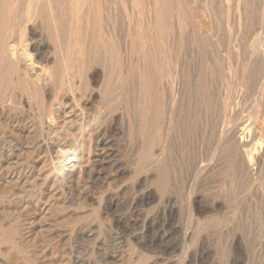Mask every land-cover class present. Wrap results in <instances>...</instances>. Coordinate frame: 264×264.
Segmentation results:
<instances>
[{"label":"bare ground","instance_id":"bare-ground-1","mask_svg":"<svg viewBox=\"0 0 264 264\" xmlns=\"http://www.w3.org/2000/svg\"><path fill=\"white\" fill-rule=\"evenodd\" d=\"M210 1L211 0H175L176 3H172L174 6H166L169 5V2H167V0H130V9H128L129 13L132 11L133 16H135L133 20L135 21L136 26L134 25V23H132V25L135 26V29L133 28L132 31L136 35H134L137 40L136 44L140 47L143 45V42L145 44V39L143 38V36L147 35L148 37L150 33L149 27L151 25V28H155H152L154 31L152 33L154 34L156 32L155 34L158 36L157 38H159L157 45L155 44L157 46V49L153 50V52L147 50L148 44H145L147 49H144L145 46H143V48L141 47L144 50H141L142 52H138L141 55L139 56L138 54L141 60V63H139L138 60V68L137 66L132 65L134 64V55H132L131 57L132 62L129 61L130 57L129 59H127L128 57L126 53L130 50L125 51L122 44L124 42L122 37L126 38L127 35H123L121 30L119 32L120 35L117 32L118 25L116 24V20H113V16L115 17V15L111 16V9L109 12V4L112 3H109L108 0H0V144H2L4 147H7L8 151H10L9 155L7 153V156H14V153L20 149H55V147L60 144L59 141L61 139L58 142H55L50 141L49 137V141L45 138L46 135L44 136V133H47V131L49 130V128L47 129V121H51L50 124L53 122V117L51 116V114L55 109H57L55 108L57 106L56 104H61L62 102H64V99L68 98L69 96H71L70 98H72L73 96L74 100L75 94L76 96H78V93H80L82 97L83 95L87 97H84V100L87 99L85 101H94L95 99L99 98V103L103 106V109L99 107L102 110L101 112L103 116L101 115V112L97 110L99 108H97L96 110L100 113V117L102 116L104 119H108V117L106 118V115L108 116V113H112L114 111L116 113V110H120L121 113L123 112V114H127L126 117H128L129 119H126L127 121L129 120L128 129L130 130V132L134 130L135 123L134 120H130V118L136 117V123H138L137 126H140L139 135L140 139L142 140L141 143L144 148V146L146 147V145L148 144L149 139L150 141H154V139H151L150 136H164V134L161 133V126L163 127L164 123L162 124V122H159L160 116L157 110L156 102L158 100H161L158 98L159 94V96H163L162 99L164 98L165 94H162L163 89L161 85L165 83L168 90L167 95H169V98L167 97L168 99L164 98V100H168L166 101L168 103L167 106L164 104L165 107H167V116L165 118L168 119V123L167 121L166 123L168 124V128L172 126L171 129L173 128L174 124L179 125L180 120L186 117H183L184 105H187L186 112L189 113V109H192L190 107L194 102H192L191 105L192 98L190 99V97L193 96H191L190 93L193 92L194 89L192 88V91L190 92V85L192 86V84L188 83L189 79L187 80V76L191 75L188 74L190 70L189 66H177L176 64L177 67L180 66V72H178L181 76L179 79L180 81H176L178 77L176 76L177 78H173L172 74L174 71L177 72L178 68L173 71V68L176 66L172 63L173 61L177 63L178 61H181V55H179V52L181 50L180 47L182 46L180 45L184 44L183 42L186 37L194 36L191 35L190 32V35H184L183 33L186 29L184 25L186 23L190 24V20L193 17L192 3L194 2L196 4H199V6L202 5L204 6V8L206 7L207 9H205V12L206 10H208V13L211 16L207 12L206 14H208L210 18H216V14H214V11H216V9L213 7L212 2ZM212 1L214 3V0ZM217 1L214 3L215 5ZM240 1L242 3L240 10L234 12L233 5H231L232 7L230 10H232V13L229 14H232L231 17H233L234 15L240 16L241 14L239 12L241 11V9H243L245 16L242 17L244 18V21L241 16L240 18L243 22H241L240 18L235 19L238 21L235 24L236 28L239 27L240 24L241 26L235 29V32H232L230 30V32H228L227 34L228 37L225 35L228 39V41H226L228 44L225 45H228V47L224 45L226 48H229V51L230 49L232 50V52H234L235 50V54L239 53H237V50L234 49V47L236 46L235 39H238V36L236 37L235 35H246L250 32L252 33L251 30H253L254 24L248 20L250 14L247 9H249L252 5L255 6L254 3L260 0L254 2L253 0ZM261 1L262 2L259 3L257 2L261 5V13L259 15L260 17H258L264 24V0ZM211 4L214 10L212 9ZM228 6L230 5L228 4ZM204 8H202V10H204ZM128 9H123V15L132 16V14L128 13ZM225 9H227V6H225ZM252 9L249 11L253 13L254 10L252 11ZM223 10L220 11L223 12ZM227 11L225 12L226 15L228 13ZM227 16L230 17V15ZM111 17L113 19H111ZM124 17L125 16H123V20L125 21ZM128 18L129 16L127 17V19ZM131 18L132 17H130V21ZM228 21L226 20V23ZM124 24L122 23V26ZM127 25H129V23ZM130 27L131 24L129 25L127 30L128 32H130L129 34L132 33V31H130ZM174 30L176 31L177 35H172ZM191 30H193L192 27ZM128 32L125 33L128 34ZM216 36H218L219 40L220 38H222L220 37L222 35ZM128 37L129 35L127 36V38ZM131 37L133 38V36L130 35L129 38ZM127 38L125 39V41L127 40ZM170 38H173L172 42L174 43L175 41L176 44L174 43V45H171ZM132 41L134 42V40ZM146 42L150 44L149 40ZM130 43L131 42H129V49L133 47L131 45L132 43ZM254 44H256L257 46V51L255 52L254 50H251V52L247 54V58L244 59L245 64L240 61L243 64V67H236V70L238 72V79L235 80V78L233 77L235 81L233 82V84L228 85V92H230L231 94H235L239 87H241L240 90H242V86L248 88L247 90L249 92L251 90L252 95H255L254 101H252V110L258 111L264 107V49L263 51L258 52L260 45L259 37L255 40V42L252 43V45L256 47ZM137 45H134L133 48L137 49ZM126 46H128V42ZM242 47L244 48V46ZM215 50L217 51V49ZM220 52V55L224 53L223 51ZM218 58L223 57L219 56L215 59L217 60ZM134 60L137 59L135 58ZM221 61L222 60H220V62ZM171 64L174 66L173 68H171ZM180 64H182V62ZM135 67L138 69H136ZM198 68L202 67L199 66ZM220 69L221 71H225V68H223V66H221ZM206 71L207 68L198 71V77L200 78L196 80V88L194 85V88L196 89V92L194 91L196 94V99L194 98V100L197 101L196 106H199V109L201 110L203 109L204 115H206L202 117L203 121L201 123L203 124L204 121L205 123L203 124L204 129L202 130L203 132L201 139L203 141L204 138L205 140L207 138L208 142H212V146L210 147V151L208 150L209 152H202L204 150L203 144V148L201 147L202 153L200 152L201 155H196V153H199V151H196V153H194L197 158L192 160L193 162L188 167L189 170H187L189 173V178L188 184H186L189 188V192L187 200L184 198L186 200L185 204L187 208V222L183 225L179 224L178 218L180 211L178 210L179 206H177V202L180 197L179 195L175 194V192H171V185L170 188H168L169 184L167 180L171 178V176L167 173V170H165V168L167 169L168 166L165 167L164 170L169 175V177L168 175L163 177L160 173L163 166L155 162V159L160 155L158 154L159 156L157 155L158 157L156 156V158L154 156L155 154L153 155L154 157L151 156L154 149L152 150V152H150L151 148L149 147L146 148H149V152L148 150L145 151L146 149L144 150V152H146L143 156L144 158H141L142 155L139 154L142 160L140 158L138 159L142 162L140 165L138 164L140 166V169L134 168V170H132V175L129 176L131 185L129 184L130 186L128 187L127 183L129 181L126 183L122 180V184L116 186L117 190L121 189L125 194L127 192V189L131 188L132 190V193L130 191L131 196H129V194L126 197L127 200L128 197H130L129 201H126L127 208L129 209L128 213H130L129 216L126 213H118L114 216L108 217L109 210L118 205V199L116 198V194L113 192L99 195L93 194L90 197V199L97 205V207L93 206V214L96 215L94 217H97V215H101L100 217L104 216L103 218H106L111 224L122 228V231L128 229V224H131L130 222H132V224L134 225H137L139 231L131 232V236L134 238L137 245L141 248H146L149 245L155 250L157 249V251L161 254L158 255L161 257L159 258V260H162L164 264H192L198 259L202 262L205 261V264H245L246 248L243 243L244 237L242 238V236L239 235L235 230V227H232V223L238 219L236 218V216L239 217L240 212L238 214V210H240L243 206L250 209L253 208L252 210L256 215V217H254L255 221L257 218V221L262 222L264 226V122L252 121L247 116H242V110H240L239 107L236 108L239 105L238 102V105L236 104V107L233 104V100H235L233 99L234 96L229 97L228 99L224 98L226 96L222 97L220 93H218L217 100L219 105L217 109H219L220 113H218L220 116H218L217 114L216 116H213L210 113L212 111H210V109L214 107L213 103H215V101L213 102V100L210 98L211 92L209 91V89H212L210 88V86L213 85L210 76L212 74L209 73L210 75L208 76L207 73L209 71ZM232 72L230 73L229 71L230 76L231 74H233ZM229 74H227V76ZM207 78H209V80ZM186 89L187 92L185 91ZM242 91L244 92V90ZM248 91L247 93L249 94ZM239 93H241V91ZM231 94L230 96L233 95ZM156 95L158 100L155 99ZM249 95L251 97V94ZM81 96L79 98H81ZM197 96L199 100L197 99ZM235 97L238 98H236V101H238L239 97ZM250 97L247 96L248 99ZM73 100L71 101L73 102ZM250 101L248 100L243 102L250 103ZM78 102H80V99ZM160 103L159 105L162 104ZM163 103L165 102L163 101ZM164 105L162 104V106ZM207 108L209 109V112L206 111ZM241 108H243V106ZM246 108L247 106L245 107V109ZM36 110L39 111V113L37 114L38 116L33 113L34 111L36 112ZM59 110L57 109V111ZM163 110L164 108L162 109V112ZM54 113H56V111ZM163 113H165V111ZM160 114L162 113L160 112ZM213 114H215V112H213ZM120 116L122 117V114ZM164 116L165 115H163V117ZM91 117L93 119V116ZM100 117H98V119ZM189 117L190 116H188L187 120L189 119ZM103 118H101L102 120H100L103 121ZM111 118L113 117L110 116V119ZM197 118L202 119L200 118V116ZM31 119H33L32 122ZM86 120L84 118L85 122ZM104 121L108 122V120ZM83 122L80 121L81 125L79 124L81 126V131L83 126V132L86 131L87 133V122ZM186 122L185 124L183 122V125H187ZM101 123L102 122H99L98 125L100 124V127L103 128V123L102 125ZM89 124L90 122L88 123V125ZM51 125L53 126V124ZM51 125L49 126L51 127ZM93 125H91L90 127L92 128ZM9 127L12 129H10ZM93 128L92 130H95V128ZM106 129L107 128H105V130ZM160 129L161 132L159 133ZM164 129L165 128H163V133H165ZM167 129L166 131L168 132ZM9 130L12 134L23 132L26 134V138L23 140L18 137H11V139H8L5 137V132H9ZM98 130L96 128L97 132H99ZM83 132L82 135H84ZM91 132L89 131V134ZM88 137H90V135H88ZM89 141L92 142L90 139ZM89 141L87 143H89ZM199 142L201 146L202 143L201 141ZM153 143L154 142H152V144ZM95 144H97L98 146L100 144V141ZM194 149L197 148L194 147ZM194 149L192 150L194 151ZM141 153L144 154L143 152ZM0 156L2 157L1 150ZM70 157L67 155H63L64 159ZM153 159L155 162L154 164L152 161ZM158 159L156 160L158 161ZM149 160H151V162ZM175 167L179 168V171L181 172L182 166L175 165ZM26 168H29L28 165L26 166ZM123 168L122 170L119 169L121 171L118 170V173L120 174V176L127 177V174H129L130 170L125 169V167ZM79 173L81 174L83 172H81L80 170ZM79 173L78 175H80ZM175 173L177 172L175 171L174 175H176ZM173 180L177 181L178 179L176 180V177H173ZM144 205L151 206H148L149 208L145 207V210L141 209L140 206ZM81 206L83 207V204ZM141 210L144 212H142L143 214L141 213ZM135 212H138L140 214V219H138V217L135 219L131 217L135 214ZM138 221H140V223L135 224ZM83 228L84 229L81 231L82 234H85L86 236L93 235L96 237L98 234L96 230L99 228V223H94L92 221L91 224H84ZM19 232L20 227L18 223H13L9 228H6L4 224L0 222V255H6L7 248H12L18 245L16 242V235ZM105 239H101V237L96 241L94 239L93 249H95L102 256L101 258L102 260L104 259V261L121 260L122 254L118 253L119 250H110L112 248H108L109 246H107L108 244H106ZM116 241H112V243ZM225 248H228L229 250V252L228 250H226L229 253H226V256ZM135 249H137V247ZM135 251L136 250H134V252ZM137 252L138 254H140L141 249H139V251H136L135 253ZM96 259L100 258L97 256ZM74 262L77 264H96L94 262V259L92 260L89 257L82 258L80 256L74 257ZM256 264H264V261L259 259L256 261Z\"/></svg>","mask_w":264,"mask_h":264},{"label":"rangeland","instance_id":"rangeland-1","mask_svg":"<svg viewBox=\"0 0 264 264\" xmlns=\"http://www.w3.org/2000/svg\"><path fill=\"white\" fill-rule=\"evenodd\" d=\"M125 1H127V2H125ZM216 1L214 0V3ZM218 1H220L221 3ZM218 1H217L216 5L213 3L212 0L210 1V2H212L213 7L216 9V11H214V14H216L215 15L216 18H214V17L210 18L211 15L208 13V10H206V12L210 16L208 14H206V12H205V9H207L206 7L204 8V6H202V5H201L202 6L201 7V6H199V4H196L194 2L192 3V7H193V14H192L193 17L192 18L194 21L191 18V20H190L191 23L190 24L186 23L184 25V27H186V29L184 28L185 32H183V33H184V35H190V33H191V35H194V36L196 35V36H195V38H194V36L193 37H186V39L184 38L185 39L183 42L184 44L180 45V46H182V47H180L181 50L182 49L183 50L182 51L180 50V52H179V55H181L180 56L181 61L180 62L178 61V63L173 61L172 64H175V66H176V64H177V66L178 65H180V66L188 65L189 66V68H190L189 72L190 73L188 72V74H191V75L187 74L188 75L187 80L191 79L192 83H191V80L190 81L188 80V83L192 84V86H193L192 87L190 85V87H191L190 92L192 91V88L194 89L193 92L194 91L196 92V89H195L196 84L195 83H196V80H198V78H200V77H198V71L199 70L207 68L206 72L209 71L207 73L208 76L210 75L209 73L212 74L210 76H211L213 85L210 86V88H212V89L211 90L209 89V91L211 92L210 98L213 100V102L215 101V103H216V104L213 103L214 107L212 105L214 110H213V108L210 109V111L212 110L210 113L213 116H216V114L218 116H220L219 115V113H220L219 109H217L219 107L218 101H217L218 100V93H220V95L222 97L226 96L224 98H228V99H229V97L238 96L239 97L238 101H236L237 97H235V98L233 97V99H235V100H233V104L235 105V107L239 104L236 108L239 107L240 110H242L241 115L247 116L252 121L264 122V107L258 111L252 110V104H253L252 101H254L255 95L254 94L252 95L251 90L249 92L247 90L248 88L242 86V90H244L245 94L242 90H240L241 87H239V89L235 92V94L232 93L233 95L230 92H228L229 91L228 85L233 84V82L236 79H238V72L236 70V67L241 66V68H242L243 64H245L244 59L247 58V56H248L247 54L250 53L251 50H254L255 52L257 51L256 44H254L256 46V47H254L252 45V43L255 42V40L258 37L260 39V45H259V51L258 52H261L264 49V46H263V43H264V24L261 22V19H259V17H260L259 15L261 13V7H260L261 5L258 4L259 2H262V1L261 0L260 1L253 0V2L257 1L258 3L255 2L254 3L255 6L252 5L253 9H252V6H250V8L247 9L249 14H250L248 20L254 24L253 30H251L252 33L250 32L249 34H246V35H235L236 37L238 36L237 37L238 39H235V41H236L235 45L236 46L234 47V49L237 50V53L239 52L238 54H235L236 53L235 50H234V52H232L231 49L229 51V48L225 47V46L228 47V45H225V44H228L226 42V41H228V39H227L228 32H230V30L232 32H235V29H237L241 26V24H240L239 27L236 28L235 24L238 21L235 19H239L240 16L241 17L245 16L243 9H241V11L239 12L241 14L240 16L233 14L235 16V18H234V16L231 17L232 14H229V13H232V10H230L232 7L231 5H233V8H234L233 11L237 12L238 10H240L242 3L240 0H218ZM227 1H228V4L230 6H228ZM108 2L112 3V4L108 3L110 5L109 6V12L111 9V12H110V14H112L111 16L115 15V17L113 16L114 19L112 17H111V19L116 20V22H117L116 23L118 25L117 26V28H118L117 32L119 33L121 30L123 35H127V36L129 35V37L131 35V36H133V38H135L136 35L132 31V29L133 28L135 29V26H136L135 21L133 20L135 16H133L131 10H130L131 12L129 13L130 0H111V1L108 0ZM167 2H169L168 3L169 5H166V6H171V5L176 3L175 0H174V2H173V0H169V1L167 0ZM225 2H226V4H225ZM118 3H119V5H118ZM212 4H211V7H212ZM225 6H227L228 11H227V9H225ZM213 7H212V9L214 10ZM125 8L126 9L129 8L127 11L129 14H132V16L128 15L129 20L127 19L128 16L123 15V9L125 10ZM169 8H171V7H169ZM202 8H204V10H202ZM218 8H220V9H218ZM223 9L228 12L227 15H230V17H228L225 14L226 11H224ZM251 9H252V11L254 10L253 13L251 11H249ZM220 10H223V12ZM203 11H204V13H203ZM117 12H120L121 14L117 13ZM251 13H252V15H251ZM123 16H125L124 17L125 21L128 20L129 22L128 21L125 22L123 20ZM252 16H254V17H252ZM130 17H132L131 18V21L133 20L132 22L130 21ZM242 19L244 21L243 17H242ZM242 19L240 18L241 22H243ZM226 20L227 21L229 20L228 21L229 23L228 22L226 23ZM122 23L123 24L125 23V24L122 26ZM126 23L127 24L129 23V25L131 24V27H130V31H132L131 34H129L130 32L127 31L129 25H127ZM132 23H134L135 26H133ZM151 26L149 27L150 33L154 32L153 29H155L154 27H152L153 28L152 29ZM191 27L193 28V30H191ZM120 28H122V29H120ZM124 31L128 32V34L125 33ZM215 31H217V32H215ZM220 32H222V33H220ZM122 33H121V36H122ZM150 33H149L148 37H147V35H145L148 38L150 44L146 42L148 40L145 36H143V38L145 39V44L146 45L148 44V46H147L148 49L145 46L144 42H143V45L141 47L143 48V46H145L144 49H147V50H150V52H153V50L157 49L156 45H157L159 38H157L158 36L155 34L156 32L154 34L153 33L150 34ZM119 35H120V33H119ZM172 35H177L175 30L173 31ZM214 35L215 36L216 35H219V36L222 35L220 37H222L223 39L219 37L220 40L222 39L220 41L218 39V36L215 37ZM127 36H126V38H127ZM232 36H234V35H232ZM129 37L126 40L128 42V46H126L127 42L125 41V39H126L125 37H122V39L124 40V42L122 44L124 46L125 51L130 50L129 51L130 55H129V52L126 53L127 57H128L127 59H129V57H130L129 61L132 62L131 57H132V55H134L137 60H134L135 58L133 56V61H134L133 63L134 64H132V65L137 66L139 68V63H141L139 56H141V55L138 52H140L141 50L143 51L144 49H142L140 46H138L136 44V41H137L136 38L133 39L131 37L132 38L131 39ZM170 37H172V36H170ZM123 40H121V41H123ZM132 40H134L135 44ZM251 40H252V42H251ZM172 41H173V38H170V44L174 45L175 41H174V43ZM224 41H225V43H224ZM129 42L132 43V44L131 43L130 44L133 47H134V45L135 46L137 45V49L133 48L131 45L130 46L132 48L129 49L130 48ZM125 46H126V48H125ZM242 46H244V48ZM247 48H248V51H247ZM138 49H140V50H138ZM215 49H217V51ZM218 49H219V51H218ZM133 51H135V52H133ZM220 51H223L226 55L223 52H222L223 54L220 55V53H221ZM215 52L218 54H216ZM136 53H137V55H136ZM229 53H231V54H229ZM138 54H139V56H138ZM232 54H234L236 56H234ZM215 55H216V57H215ZM217 55H219L220 57H223V58H218L216 60L215 58L219 57ZM227 57L229 60L227 59ZM138 60H139V63H138ZM220 60H222V61L220 62ZM184 61L186 62V64ZM215 61H216V63H215ZM240 61L243 62V64ZM181 62H182V64H180ZM183 62H184V64H183ZM234 63H235V65H234ZM172 64H171L172 67L170 66L171 68L174 67ZM220 64H222V65H220ZM215 65H216V67H215ZM177 66L173 68V71L176 70V68H178V70H177V72L174 71L172 76H173V78H175L177 76L178 79L176 81H180L179 80L181 77L180 73H179L180 72L179 71L180 66L179 67H177ZM199 66L202 68H198ZM221 66H223V68H225L224 69L225 71H223V70L221 71V69H220ZM138 68H136V69H138ZM212 70H213V72H212ZM227 70H228V72H227ZM229 71H230V73L231 72L233 73V74H231V76L229 74ZM177 73H178V75H177ZM227 74H229L228 76H230V77H228ZM213 75H215V76H213ZM234 75H236L237 78ZM193 76H194V78H193ZM233 77L235 78V80ZM207 79L209 80V78H207ZM163 84L165 85V83H163ZM163 84L161 85V87L163 89L162 94L163 95L165 94L164 98L166 99L169 95H167L168 94V90L166 88L167 85H165V87H164ZM194 85H195V88H194ZM239 90L241 91V93H239L240 92ZM245 90H247L249 92V94H251V97L247 93V91H245ZM185 91L187 92V89ZM193 92L190 93L191 96H193V97H190V99L192 98L191 99V105H192V102H194L193 105L190 107L192 109L191 110L189 109V113L186 112L187 105L185 104L183 117H185V116L186 117L180 120L179 125L174 124L172 129H171L172 126L169 127L170 129L168 128V124H167L168 119L165 118L167 116L166 115L167 107H165V105L167 106L168 103L166 101H168V100H164V98L162 99L163 96L162 97L159 96L160 95L159 93H157V94H159L158 98L161 100H158L157 95H156V97L154 96L155 99L158 100L156 103H157V110H158V113L160 116L159 117L160 121L158 119L157 120L159 122H162V124L164 123L163 127L161 126L162 132L160 129L159 133L161 132L162 134H164V136L163 135H162V137H160L159 135L156 137L150 136L151 139H154V141L151 140L152 142H154L153 143L154 145L152 144V142L149 139L148 144L146 145V147L144 146V148H143L142 143H141L142 140L140 139V135H139V132H140L139 127L140 126H137L138 123H136L137 122L136 117L134 118V117H131V115H130V117H131L130 120L133 119L135 122L134 123V130H132V132H133L132 133L128 129L129 128V124H128L129 120L127 121V119H126V118H128V117H126L127 114H123V112L121 113L120 110H116V113H115V111L114 112L111 111L112 113H108V116L106 115V118L108 117V119H104L102 117L103 114L101 112L102 111L101 108L103 109V106H102V104L99 103L100 102L99 98L95 99L94 101H91V100L85 101V100H87V99L84 100L85 96L83 95V97H82L80 95V93H78V92L77 93L79 95L77 94L78 96H76V94H75L74 100H73V96H72V98H70L71 96H69L68 98H70V99L65 98L66 100L64 99V102H62L61 104H56L57 106L55 108H57L58 110L60 108V110L57 111V109H55L51 114V116L53 117V120H52L53 122L51 124H53V126L50 124L51 121H49V122L47 121V123H48L47 129L49 128V130L47 131V133H44V136L46 135L45 138L48 141L50 139V141H55V142H58L61 139L59 141L60 144L58 143L60 146L57 145L55 147V149L52 148L49 150L48 149L47 150H38V149H29V148L22 149V150L20 149L14 153V156L12 155L13 157L12 156L8 157L7 153L9 155L10 151H8L7 147H4L2 144H0V147H1L0 150L2 152V157L0 156V222L3 223L6 228H9L11 226V224H13V223H18V225L20 227V232L16 235V242L18 245H16L15 247H12V248L11 247L7 248L6 249V255H0V264H77L74 262V257H76V256H78V257L80 256L82 258H88L89 257L92 260L94 259V262L96 264H127V263L128 264H152V263L153 264H164L162 262V260H159V258H161V257L158 255H161V254L157 251V249L155 250L153 247H150L149 245L146 248H144V247L141 248L137 245L136 241L131 236L132 235L131 232L139 231L137 225H134V224H132V222H130L131 224H128V229L122 231V228H120L114 224H111L106 218H103L104 216L100 217L101 215L100 216L97 215L98 218L94 217L96 215L93 214V209H94L93 206L97 207V205L90 199V197L93 194L99 195V194H108V193L113 192L116 194V198L118 199V205L111 208V210H109V213H108L109 216L108 217L114 216L118 213L119 214L126 213L129 216L130 213H128L129 209L127 208V205H126L127 202L126 201H129L130 197H128V200L126 197L130 194V191L132 193V190H131V188L127 189V192L125 194V193H123V191L121 189L117 190L116 186L122 184L121 182H123V181L126 183L129 181V178H130L129 176L132 175V170H134V168L137 169L140 167L139 165L142 162L141 158L146 153V152H144V150L147 147H149V148H151L150 149L151 151L148 150L149 148L146 149L145 151L148 150V152L149 151L152 152V150L154 149L151 156H153L154 154H155L154 155L155 158L158 154L161 156L160 157L158 155L159 157L158 156L157 157L159 159L156 158V159H158L159 162L155 159V162H157L159 165L163 166L162 167L163 169L161 168L160 173L162 174L163 177L167 176L168 174L171 176V178L167 180L168 184H169L168 188H170V185H171V187H172V189L170 188L171 192H175V194L179 195V197H180V199H178V202H177L178 203L177 206H179L178 210L180 211L179 212V218H178L179 224L183 225L184 223L187 222V208H186V204H185L186 200L188 198V192H189V190H188L189 188L187 186L189 173L187 170H189L188 167L193 162L192 160L197 158V156H196L197 154L201 155V153L204 151H208V150L210 151V147L212 146V144H211L212 142H210V141L208 142L207 138H206V140L204 138L203 141L201 139L202 138V132H203L202 130L204 129L203 124L205 123V121L203 122V124L201 123L203 121L202 117L206 116V115H204L203 109L201 110V109H199L200 108L199 106H196L197 101L194 100V98L196 99V94H195V92L194 93ZM230 94L232 96H230ZM246 95L249 96L250 98L248 99ZM80 96H81V98H79ZM78 98L80 99V102H78L79 101ZM82 98H83V100H82ZM85 98H87V97H85ZM197 99H198V96H197ZM242 99H244V100H242ZM246 99H248L249 101L251 100L250 103L249 102H243V101H248ZM71 100H73V102ZM186 100H187V98H186ZM66 101H67V103H66ZM163 101L165 103H163ZM90 102H92V103H90ZM160 102L163 105L164 104L165 105L162 106V104ZM237 102H238V104H237ZM81 103H82V105H81ZM159 103L161 105H159ZM250 104H251V106H250ZM215 106H216V108H215ZM242 106H243V108H241ZM246 106H247V108L245 109ZM99 107H101V108H99ZM97 108H99V109H97ZM163 108H164L163 112L165 111V113L162 112ZM63 109H64V111H63ZM96 109L101 112V115H102L101 117L99 115L100 113L97 112ZM207 109H206V111L209 112V109L208 110ZM244 109H245V111H244ZM247 109H248V111H247ZM55 111H56V113H54ZM159 111L162 114H160ZM36 112L34 111L33 113H35L37 115L39 113V111L36 110ZM198 112L200 115L198 114ZM213 112H215V114H213ZM118 113H120V114H118ZM121 114H122V117L120 116ZM190 114L192 115V117ZM94 115H96L97 117ZM163 115H165V116L163 117ZM91 116H93V119ZM110 116L113 117V118H111L112 120L110 119ZM188 116H190V117L187 120ZM199 116L202 119L197 118ZM98 117H100V118L98 119ZM161 117L163 119H166V120H163ZM84 118H85V120L86 119L88 120V118H89L88 121L86 120L87 123L84 121ZM101 118H103V121H101L102 120ZM32 120L33 119H31V122H32ZM104 120H108V122H106ZM196 120H198V121H196ZM80 121H82V122L84 121L87 124V129H88L87 133L88 134L86 133V131L83 132V129H84L83 126H82V131H81ZM166 121H167V123H166ZM89 122H90V124L88 125ZM91 122H92V124H91ZM97 122L98 123L102 122L103 128H101L100 124L98 125ZM183 122H184V124L186 122L187 125H183ZM102 123H101V125H102ZM86 124H85V126H86ZM111 124H112V126H111ZM49 125H51V127ZM91 125H93L95 130H92L93 127L91 128L90 127ZM78 126H80V127H78ZM185 126H187V127H185ZM96 128H97V130L100 129L98 131L101 133L97 132ZM105 128H107V129L105 130ZM163 128H165L164 129L165 133H163ZM10 129H12V128H10ZM64 129H66V130H64ZM166 129L168 130V132L166 131ZM91 130H92V132H91ZM89 131L91 132L90 134H89ZM45 132H46V130H45ZM82 132L84 135H82ZM102 132H104V133H102ZM177 132L179 135L177 134ZM9 133H11L10 130H9V132H5L6 136L4 135L8 139H11V137H18V138H21V140L26 138V134L23 132H17L18 136L16 133H15L16 135L14 133L13 134L12 133L9 134ZM48 134H50V135H48ZM86 134H87V136H86ZM98 134H100V135H98ZM88 135H90L91 138L88 137ZM173 136H175V137H173ZM48 137H49V139H48ZM92 137H93V139H92ZM57 138H59V139H57ZM71 138H73V139H71ZM168 138H169V140H168ZM192 138H193V141H192ZM89 139L92 142H90ZM96 139H98V140H96ZM88 141H89V143H87ZM98 141H100V144L97 146V144H95V143H97ZM157 141H158L159 145L157 144ZM199 141H201V143H202L201 146H200ZM61 142H62V144H61ZM150 142L152 145L150 144ZM193 143H194V145H193ZM148 145H150V146H148ZM202 145L204 148L202 147ZM151 146H153V147H151ZM192 146H193V148H192ZM197 146H199V147H197ZM194 147L197 149H194ZM201 147L204 149L203 151H202ZM206 147L209 149H207ZM140 149H142V150H140ZM192 149H194V151ZM58 150H60V151H58ZM196 151H199V153H196ZM141 152H143L144 154H142ZM194 153H196V155ZM139 154L142 155L141 158H140ZM3 155L7 158H5ZM63 155H65V156L67 155V156H69V157L71 156V157L64 159ZM136 155H137V157H136ZM175 155H177V156H175ZM175 157H177V158H175ZM9 158H11V159H9ZM138 158H140L141 160H139ZM136 161H138V162H136ZM149 161L151 162V160H149ZM152 161L154 164L155 163L154 159ZM161 163H163V164H161ZM164 164H165V166H164ZM172 164L174 165V168L176 170L173 168ZM27 165L29 168H26ZM175 165L176 166L177 165L182 166L181 172L179 171V168L175 167ZM183 165H185V166H183ZM167 166H168V168L166 169L165 167H167ZM123 167H125V169H127V170H130V172H131V173L129 172V174H127V177L126 176H120V174L118 173L119 171L122 170ZM164 168H165V170H167L168 174L166 173ZM119 169H121V170H119ZM80 170L83 173L80 174L79 173ZM76 171H77V173H76ZM162 171H163V173H162ZM175 171L177 172V173H175L176 175H174ZM78 173L80 175H78ZM187 173H188V176H187ZM163 174H165V175H163ZM169 175H168V177H169ZM78 176H79V178H78ZM186 176H187V179H186ZM173 177H176V180L177 179L178 180L174 181L175 178L173 180ZM175 183H176V185H175ZM129 184H130V181L127 183L128 187L131 185V184L130 185ZM129 196H131V194ZM82 204H83V207L81 206ZM148 206H151V205L140 206V208L145 210L146 208H149ZM241 209H243V210H241ZM241 209L238 210V214L240 212L239 217H240V215H241V217L239 218L238 216H236V218H238L237 220L235 219L237 222L234 221L232 223V227H235V230L237 231V233L239 235L242 236V238L244 237L243 243H244V246L246 248L245 249V261H246L245 264H256V261L259 259L264 261V226H263L262 222L257 221V218H256L257 222L255 221L254 217H256V215H255L254 211L252 210L253 208L250 209V208L243 206ZM250 210H251V212H250ZM142 212L143 211L141 210V213ZM252 212H253V214H252ZM137 213L138 212H135V214L132 215L131 217H133L134 219L138 217V219H140L139 217H141V216H139L140 214L139 213L137 214ZM110 219H112V218H110ZM92 221L94 223L98 222L99 228L101 227L100 228L101 230L99 228L96 230L98 232L96 237L93 235L92 236H86L85 234H82V232H81L84 229L83 228L84 224H86V223L91 224ZM138 223H140V221L136 222L135 224H138ZM99 236L101 237V239H105V237H106L105 240H106V244H108L107 246H109L108 248L109 249L112 248L110 250H112V251H115V250L118 251L119 250L118 253L122 254V259H121L122 261L121 260H117V261L105 260L104 261V259L102 260V258H101L102 256L95 249H93L94 239H95V241L97 239H100ZM112 241H116V242H113L114 243L113 244ZM2 246H4V245H2ZM134 247L135 248L137 247L138 250L135 249ZM139 249H141V253L140 252H139L140 254H138V252L135 253L136 251H139ZM134 250H136V251L134 252ZM226 250H228V248H225V256H226V253L229 252V250H228V252ZM144 253H145V255H144ZM97 256L102 261L100 259H96ZM157 256H158V259H157ZM193 263L194 264H205V261L202 262L198 259L196 262H193Z\"/></svg>","mask_w":264,"mask_h":264}]
</instances>
